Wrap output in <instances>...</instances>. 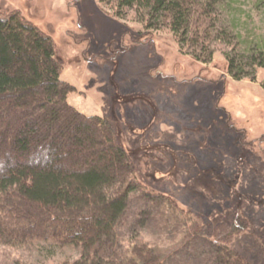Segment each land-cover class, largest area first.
I'll list each match as a JSON object with an SVG mask.
<instances>
[{
    "label": "trees",
    "instance_id": "16d2710c",
    "mask_svg": "<svg viewBox=\"0 0 264 264\" xmlns=\"http://www.w3.org/2000/svg\"><path fill=\"white\" fill-rule=\"evenodd\" d=\"M99 1L146 29H170L181 50L192 49L201 62L219 49L213 35L237 41L223 48L227 71L264 88L263 35L244 31L240 16L208 22L213 34L192 25L197 14L214 19L227 0ZM62 69L52 36L0 5V245L45 255L78 249L58 264H252L228 239L208 236L192 211L139 179L113 123L69 101L75 86ZM161 240L172 244L162 248Z\"/></svg>",
    "mask_w": 264,
    "mask_h": 264
},
{
    "label": "rangeland",
    "instance_id": "374dc122",
    "mask_svg": "<svg viewBox=\"0 0 264 264\" xmlns=\"http://www.w3.org/2000/svg\"><path fill=\"white\" fill-rule=\"evenodd\" d=\"M227 1L214 19L195 15L193 27L213 34L208 22L240 16L243 29L264 38V0ZM0 5L20 10L52 36L61 76L75 86L69 101L113 123L144 184L192 211L208 236L226 238L252 264H264V88L227 71L223 48L237 41L213 35L219 49L201 62L192 49L181 50L170 29H146L133 14L121 18L99 0ZM155 234L148 229L150 238ZM77 254L70 247L45 255L0 245V264H58Z\"/></svg>",
    "mask_w": 264,
    "mask_h": 264
}]
</instances>
